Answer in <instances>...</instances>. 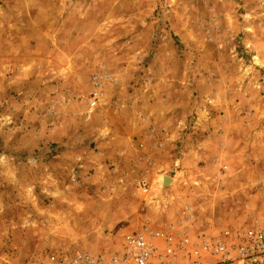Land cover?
Returning <instances> with one entry per match:
<instances>
[{
    "label": "rangeland",
    "instance_id": "1",
    "mask_svg": "<svg viewBox=\"0 0 264 264\" xmlns=\"http://www.w3.org/2000/svg\"><path fill=\"white\" fill-rule=\"evenodd\" d=\"M0 39V264L113 250L124 234L175 223L188 207L192 236L264 224V0H0ZM55 39L67 82L49 62L35 64ZM101 72L111 79L90 115ZM129 102L143 107L113 109ZM146 117L147 129L164 133L166 119L180 135L157 153L160 171L133 169L120 185L110 173L45 181L43 166L21 168L40 150L78 155L91 132L127 123L134 132ZM143 175L146 196L134 184Z\"/></svg>",
    "mask_w": 264,
    "mask_h": 264
},
{
    "label": "built area",
    "instance_id": "2",
    "mask_svg": "<svg viewBox=\"0 0 264 264\" xmlns=\"http://www.w3.org/2000/svg\"><path fill=\"white\" fill-rule=\"evenodd\" d=\"M110 79L106 72L93 77L87 114L101 107L103 87ZM134 184L144 196L150 194L147 176H140ZM192 213L193 208L188 207L185 215L175 223L159 227L146 224L128 232L113 250L98 254L78 251L72 256L53 255L48 264H264V224L218 235L192 236L188 227Z\"/></svg>",
    "mask_w": 264,
    "mask_h": 264
},
{
    "label": "crops",
    "instance_id": "3",
    "mask_svg": "<svg viewBox=\"0 0 264 264\" xmlns=\"http://www.w3.org/2000/svg\"><path fill=\"white\" fill-rule=\"evenodd\" d=\"M19 41L17 43H19ZM59 41L60 39H55V42L53 40L54 48L50 49L46 54L49 56L42 55L35 58V64H37L36 66H44L46 62H49V64L55 68V70H53V73H55L54 76H56L55 80L58 79L61 83L67 82L68 78H73V76L70 74L71 71H68L66 67L61 66L59 67V70H56V66H58L56 58L58 57L60 59V54L56 52L57 46L60 43ZM7 42L8 39H0V43H2V48L0 49L1 71L6 69V63L4 64V60H7L8 58L3 54V49H7ZM12 48L13 51L16 53L18 52V48L16 46ZM34 48L36 52H39V48L36 44ZM62 58L66 59V56ZM18 68L19 67L15 64L12 65L11 73L17 71ZM16 75L10 76L11 80H15L14 82H16L19 76H22L19 74L17 76ZM55 88L57 92L63 90V88H60L59 86H56ZM66 91V94H68L69 91V95H71L72 91L68 89V87H66ZM65 107L68 108V105ZM142 107L143 106L139 105V103L137 105H133L129 102L125 108L113 107V109L123 113H134L136 109L140 111ZM82 108L85 109V107ZM58 118L57 123H59ZM146 118L147 119L143 118L144 122L142 120L135 122L137 130L134 132L131 131L130 123H127L124 130H118L113 127L105 126L91 132L89 134L90 148H88L90 150H84V152L75 156L68 149H57L54 153H50L51 151L47 150L49 154L47 151L40 150L39 153L34 154L38 158L24 159L25 162L22 164H26L21 168L23 170L26 165L34 169L43 166V169L39 168V171H41L43 175H40V177L42 176L45 181H55L59 178L58 172L61 171L65 173V177L69 176L68 180L71 182L78 181L79 173L82 175L84 172H93V175L95 176H100L101 173H110L120 185H124L127 182L128 177L131 176V171L135 169V167L145 168L152 172L160 171L161 168H163V164L158 162L157 153H159L160 150H163L162 148L167 147V145L173 140L179 138L180 135L169 126V122H165L166 119L161 121L159 118L158 121L162 124H156L164 129V133L147 129L148 124H153L148 117ZM138 145L143 146V148L139 149ZM22 155L32 156L29 153H22ZM44 159L47 160L44 161ZM176 161H178L177 163H180L181 160ZM40 162L44 163L41 164Z\"/></svg>",
    "mask_w": 264,
    "mask_h": 264
},
{
    "label": "bare ground",
    "instance_id": "4",
    "mask_svg": "<svg viewBox=\"0 0 264 264\" xmlns=\"http://www.w3.org/2000/svg\"><path fill=\"white\" fill-rule=\"evenodd\" d=\"M162 181L164 180V178H162L161 179ZM165 182L167 183V185H172V183H173V179H169V178H166L165 179ZM165 186H166V184H165ZM162 187V186H161ZM167 187V186H166ZM166 187H164V188H166ZM159 189V188H158ZM161 189V188H160Z\"/></svg>",
    "mask_w": 264,
    "mask_h": 264
}]
</instances>
